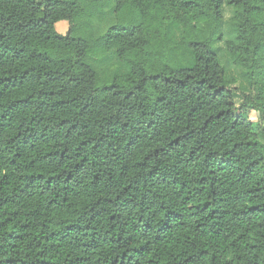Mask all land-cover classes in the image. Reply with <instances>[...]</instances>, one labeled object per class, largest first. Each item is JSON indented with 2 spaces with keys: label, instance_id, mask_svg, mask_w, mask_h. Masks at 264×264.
I'll use <instances>...</instances> for the list:
<instances>
[{
  "label": "trees",
  "instance_id": "trees-1",
  "mask_svg": "<svg viewBox=\"0 0 264 264\" xmlns=\"http://www.w3.org/2000/svg\"><path fill=\"white\" fill-rule=\"evenodd\" d=\"M0 264H264V0H0Z\"/></svg>",
  "mask_w": 264,
  "mask_h": 264
},
{
  "label": "rangeland",
  "instance_id": "rangeland-1",
  "mask_svg": "<svg viewBox=\"0 0 264 264\" xmlns=\"http://www.w3.org/2000/svg\"><path fill=\"white\" fill-rule=\"evenodd\" d=\"M232 15L233 8L224 6L222 9V21L219 28L222 39L216 40L213 44V48L215 49L219 57V62L223 67L226 79L229 80L235 87L234 102L237 105L242 98L240 91L247 88L248 80L245 71L231 62L230 55L226 47V41L234 39L235 36L230 21ZM56 27L57 30L60 31V25L58 24ZM249 116L252 120H255L257 117V113L254 111H250Z\"/></svg>",
  "mask_w": 264,
  "mask_h": 264
}]
</instances>
